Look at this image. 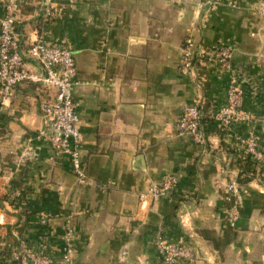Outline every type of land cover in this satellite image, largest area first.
Here are the masks:
<instances>
[{
    "label": "crops",
    "instance_id": "obj_1",
    "mask_svg": "<svg viewBox=\"0 0 264 264\" xmlns=\"http://www.w3.org/2000/svg\"><path fill=\"white\" fill-rule=\"evenodd\" d=\"M236 2L239 8L225 0H17L22 49L41 38L73 52L87 179L80 183L68 157L39 137L46 90L17 86L15 98L0 103V253L26 245L44 247L54 264H158L161 234L192 246L195 264H264V19L257 8L264 0ZM188 35L197 46H231V68L200 61L182 74ZM26 68L42 74L28 59ZM231 80L242 87L245 118L224 132L211 117ZM191 105L203 113L202 144L177 135L180 112ZM249 136L262 160L240 185L236 156ZM26 146L32 154L18 164ZM169 175L178 178L174 191L142 210L139 196ZM68 226L72 256L62 263Z\"/></svg>",
    "mask_w": 264,
    "mask_h": 264
},
{
    "label": "built area",
    "instance_id": "obj_2",
    "mask_svg": "<svg viewBox=\"0 0 264 264\" xmlns=\"http://www.w3.org/2000/svg\"><path fill=\"white\" fill-rule=\"evenodd\" d=\"M51 0H44L48 6ZM185 1V0H181ZM231 8H239L236 0H225ZM18 7L17 0H8L4 4V16L0 19V103L5 105L16 95V87L26 82H36L46 90L49 99L40 105L43 127L39 137L48 144L55 156L68 157L71 172L80 183L87 179L86 171L81 159V141L79 132V116L74 101L76 82V64L73 52L66 46L48 43L38 38L25 50L21 48L20 35L14 12ZM259 16L264 19V3L257 5ZM51 16L47 10L44 18ZM234 51L228 45H214L210 48L197 46L194 39L188 35L184 40V58L180 65V72L187 74L200 61L215 64L222 70L231 68ZM26 59L37 64L42 74L36 76L26 68ZM244 93L237 81L231 80L225 90V105L212 114V119L229 132L232 125L245 118L242 110ZM203 113L199 106H186L177 119L176 130L178 137L202 144L205 134L202 127ZM245 154L251 156L257 164L262 160L256 139L249 136L242 140ZM32 154L29 146L22 150L18 164L28 159ZM257 169L255 170V174ZM178 178L173 175L165 177L158 185L151 186L148 191L139 196V207L149 209L159 199L174 191ZM230 186V190H234ZM236 217V214L234 215ZM73 231L68 226L65 232V247L62 250V263H68L72 256ZM158 256V264H195L198 256L194 248L187 244H177L168 241L158 234L154 242ZM126 252L118 258L124 262ZM16 264H54L48 251L42 247L32 249L23 245L11 252L10 261ZM156 264V263H149Z\"/></svg>",
    "mask_w": 264,
    "mask_h": 264
},
{
    "label": "trees",
    "instance_id": "obj_3",
    "mask_svg": "<svg viewBox=\"0 0 264 264\" xmlns=\"http://www.w3.org/2000/svg\"><path fill=\"white\" fill-rule=\"evenodd\" d=\"M236 157H237L236 165L239 169L237 183L240 185H245L254 178L255 170L259 169L258 164L254 160H252L250 155L245 153H242L240 156H236ZM10 256H11L10 250H4L3 252H1L0 264H4L6 261H10ZM9 264H13V263L9 262Z\"/></svg>",
    "mask_w": 264,
    "mask_h": 264
}]
</instances>
